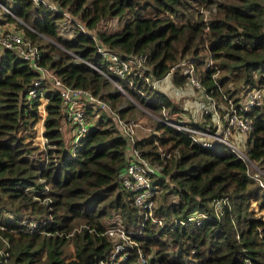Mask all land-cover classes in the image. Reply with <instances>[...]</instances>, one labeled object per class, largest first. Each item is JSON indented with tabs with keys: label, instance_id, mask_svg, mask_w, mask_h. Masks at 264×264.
<instances>
[{
	"label": "trees",
	"instance_id": "obj_1",
	"mask_svg": "<svg viewBox=\"0 0 264 264\" xmlns=\"http://www.w3.org/2000/svg\"><path fill=\"white\" fill-rule=\"evenodd\" d=\"M51 1L85 31L75 25L70 35L61 32V13L30 0L10 6L32 27L16 22L40 46L41 63L69 85L99 94L123 118L133 102L120 105L122 91L88 64L106 71L98 42L121 56L144 54L141 69L155 79L171 71L179 85L194 76L208 103H227L226 94L235 113L252 119L246 152L264 179V97L245 110L237 105L245 91L264 87V0ZM1 16V22L14 21ZM116 18L120 27L107 31L103 22ZM181 62L191 71L177 68ZM36 76L22 58L0 48V264H141L139 250L149 264H264V186L252 178L249 161L151 116L150 130L135 132L129 148L106 109L88 110L85 133L65 139L64 109L49 84L43 87L42 148L33 143L39 100L25 97ZM110 76L152 114L164 108L167 118L181 116L163 90L136 74L127 75L133 86ZM203 117L205 123H188L208 127L213 116ZM134 150L157 167L148 215L121 181ZM194 212L201 216L188 219ZM111 219L125 226L126 256L111 258L113 243L103 233L116 223Z\"/></svg>",
	"mask_w": 264,
	"mask_h": 264
},
{
	"label": "built area",
	"instance_id": "obj_2",
	"mask_svg": "<svg viewBox=\"0 0 264 264\" xmlns=\"http://www.w3.org/2000/svg\"><path fill=\"white\" fill-rule=\"evenodd\" d=\"M6 1L7 3H4L2 0H0V17H2V13H6L11 16L14 21H0V48L11 50L14 54L28 63L31 70L37 74V76L33 78L31 86L25 93L26 100L33 102L38 98L39 104H42L44 109L47 98L44 97L43 87L46 84H49L50 89L58 93L62 103V108L64 109L65 113V121L63 122V126L68 123V128L64 138L69 139L70 136H73V141H76V139H78V137L84 134L88 129V110L106 109L120 126L122 135L125 136L129 148H133V144L135 142V128L138 126V124L131 119H125L121 117L116 112V110L110 106L108 101H105L103 98H101L99 94H94L88 88L69 85L68 83L64 82L48 65L41 63L40 60L42 56L40 46L37 43H33L24 35V32L22 28L18 26V23L31 30L32 27L11 11L10 6L12 5V0ZM30 2H32L34 6L43 5L45 8H48L52 11H59L61 13V19L59 20L60 24L63 26V28H68L64 30L61 27V32L66 31L70 35L72 33L70 29H73L75 25H77L78 28H81V30L85 31L83 24L80 21H75L73 18H71L67 10L62 8L58 3L52 2L51 0H30ZM96 50L99 51L107 61L106 71L91 62H88V64L106 76L125 94H127L125 89H123L120 83L115 81V79L112 78L110 74L126 79L131 86H133V83L127 78V75L132 76L136 74V76L142 78L153 88H156L158 83L161 81V77L155 79L151 73H143L141 68L144 67V54H128L127 56H121L120 54L105 48L100 42L97 43ZM209 62L211 63V60ZM190 79L194 84L199 86V81L195 79L194 76L190 75ZM139 92L145 99H148V94L144 93L142 90H139ZM247 95V101H244L238 110H240V108L244 110L247 109L248 106L253 102L260 104L264 97V87L252 89L247 92ZM145 112L154 119L162 120L174 126L177 130H182L188 133L191 139L201 142V144L204 146L214 147L218 144L226 145L237 155L238 158H242L250 162V165L255 169L252 173V178L257 180L261 186H264V179H262L263 172H261L256 164L247 157V147L245 146L247 141L246 137L252 126V119L247 115L237 114L234 112V115L229 117L228 121L224 119L227 122V124L225 122V128L220 127L215 129L214 132H210L209 126L204 128L193 126L192 124L188 123V121L185 120L182 115L175 120L167 118L165 116L166 114L164 108L161 109L159 115H154L150 111ZM233 125H235V128L238 130L236 131L235 136H232V131H229V127ZM41 139L43 142H45V137L43 135ZM242 142L245 143L243 144V147L240 148ZM128 162L129 164L121 175V181L126 186V188L129 189V191L131 190L133 192V202H135L139 208H142L148 215L153 203L150 197L155 194L152 193V191L157 188L156 184H154L152 181V175L156 173L157 167L152 165L145 158L139 159L137 157V150L131 152V159ZM200 216V213L194 212L193 214L188 215L187 218L195 219ZM29 226L30 228H34L37 225L31 220L29 222ZM103 233H105L107 237L109 236L111 238V243H113L111 258L116 257L118 254H123L126 256L128 248L125 246V239L127 238L125 226L116 222L106 227ZM137 257L139 258V262L141 264H149L147 263V257H145L140 250L137 251ZM98 264H107V261L102 260Z\"/></svg>",
	"mask_w": 264,
	"mask_h": 264
},
{
	"label": "rangeland",
	"instance_id": "obj_3",
	"mask_svg": "<svg viewBox=\"0 0 264 264\" xmlns=\"http://www.w3.org/2000/svg\"><path fill=\"white\" fill-rule=\"evenodd\" d=\"M109 23H111L109 25ZM103 26L106 27V30L111 32L117 30V28L120 27L119 20L116 19H109L108 21L103 22ZM71 28V27H70ZM186 64L188 62L186 61ZM148 67V66H147ZM149 68V67H148ZM177 68L182 69V71H191L187 68L185 65V62L178 63ZM189 73V72H188ZM171 71L165 74L163 77L160 78V82L157 85V89L163 90L170 98L173 100L177 107L180 108V113L182 117L187 120L188 122H196V123H205L204 120L206 117H203V113H207L208 115H212L211 118V124H209V131L214 132L215 129L223 127L225 128L224 119L228 121L229 117L234 115L233 113L236 111L233 102V98L228 97L226 94H224L223 98L227 100V103L223 100H212L211 102H207L206 99L203 97V92L201 89H197L198 85L194 84L190 79V74H188L187 81L183 84H175L170 80ZM255 89V88H253ZM252 90V89H251ZM250 90H247L244 92L243 97L240 99V101L237 103V105L242 106L244 101H247V92ZM122 98H121V104L122 106H127L129 102H133L135 108L132 109V112L130 114H126L124 116L125 119H131L135 121L138 126L135 128L136 136L139 135L142 131L147 132L150 130L151 124L153 121L151 120L150 116L145 111H150L147 109L143 103H140L133 99L132 96H128L127 94L122 92ZM241 92L239 93L240 96ZM247 95V96H246ZM45 97V96H44ZM258 98V97H256ZM214 102L216 104H214ZM214 106V107H213ZM176 107V108H177ZM39 112L41 114L40 119L35 123L34 129L36 130V136L33 137V143L44 147V142L41 139V130L44 128V124L42 121H40L45 113V110L43 109V105H38ZM215 108V109H214ZM239 109V108H238ZM151 112V111H150ZM212 113V114H211ZM227 124V122H226ZM68 128V123H66L63 126V137H65V133ZM229 131H232V136L236 135L237 128H235V125L229 127ZM230 135V136H231ZM229 137V135H228ZM230 139V138H229ZM245 142H242L241 147H243V144ZM251 166V165H250ZM252 167V166H251ZM263 190L260 191V194L262 195ZM256 210L257 207H255ZM258 213V211H256ZM261 215L264 214V207L261 211Z\"/></svg>",
	"mask_w": 264,
	"mask_h": 264
},
{
	"label": "crops",
	"instance_id": "obj_4",
	"mask_svg": "<svg viewBox=\"0 0 264 264\" xmlns=\"http://www.w3.org/2000/svg\"><path fill=\"white\" fill-rule=\"evenodd\" d=\"M40 121H41V120H40ZM40 134H41V138H42V130H41Z\"/></svg>",
	"mask_w": 264,
	"mask_h": 264
},
{
	"label": "clouds",
	"instance_id": "obj_5",
	"mask_svg": "<svg viewBox=\"0 0 264 264\" xmlns=\"http://www.w3.org/2000/svg\"><path fill=\"white\" fill-rule=\"evenodd\" d=\"M42 120V119H41Z\"/></svg>",
	"mask_w": 264,
	"mask_h": 264
}]
</instances>
